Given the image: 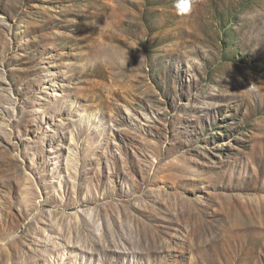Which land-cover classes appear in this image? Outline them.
Wrapping results in <instances>:
<instances>
[{
  "label": "rangeland",
  "instance_id": "rangeland-1",
  "mask_svg": "<svg viewBox=\"0 0 264 264\" xmlns=\"http://www.w3.org/2000/svg\"><path fill=\"white\" fill-rule=\"evenodd\" d=\"M0 0V264H264V0Z\"/></svg>",
  "mask_w": 264,
  "mask_h": 264
},
{
  "label": "clouds",
  "instance_id": "clouds-1",
  "mask_svg": "<svg viewBox=\"0 0 264 264\" xmlns=\"http://www.w3.org/2000/svg\"><path fill=\"white\" fill-rule=\"evenodd\" d=\"M178 14L187 13L191 8V0H179V3L176 5Z\"/></svg>",
  "mask_w": 264,
  "mask_h": 264
}]
</instances>
